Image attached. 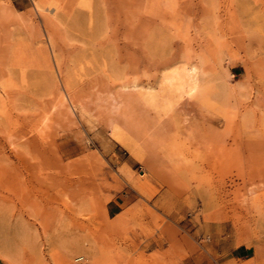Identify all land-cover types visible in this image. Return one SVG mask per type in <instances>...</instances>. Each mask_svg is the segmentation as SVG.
Listing matches in <instances>:
<instances>
[{
    "label": "rangeland",
    "instance_id": "374dc122",
    "mask_svg": "<svg viewBox=\"0 0 264 264\" xmlns=\"http://www.w3.org/2000/svg\"><path fill=\"white\" fill-rule=\"evenodd\" d=\"M185 61L216 110L120 87ZM0 84V264H264V0H0Z\"/></svg>",
    "mask_w": 264,
    "mask_h": 264
},
{
    "label": "bare ground",
    "instance_id": "6f19581e",
    "mask_svg": "<svg viewBox=\"0 0 264 264\" xmlns=\"http://www.w3.org/2000/svg\"><path fill=\"white\" fill-rule=\"evenodd\" d=\"M160 84L161 87L159 89H154L150 86L142 87L135 83L132 85L122 84L120 87L122 89L132 88L136 90L139 100L164 113L170 112L173 107L185 101L195 102L206 113L212 109L216 110L219 106L215 107L214 90L209 86L205 73L194 63L185 61L180 65L166 69L162 74ZM57 97L60 105L68 109L64 94L59 92L57 93ZM96 99L98 102L109 101V107L106 109L109 114L108 121L112 130L111 134L115 142L121 144L130 153L136 152L146 144L145 141L132 137L123 127L115 123V118L112 117V114L118 111L119 103L116 101L113 93H108L104 98L97 95ZM224 108L225 106L221 105L219 107L222 111H225ZM81 111H84L83 106L81 107ZM205 119L206 121L209 120L207 116ZM185 131L188 135L192 134L190 129H185ZM258 254L259 252L256 250L255 256L257 257Z\"/></svg>",
    "mask_w": 264,
    "mask_h": 264
},
{
    "label": "crops",
    "instance_id": "0c3cea01",
    "mask_svg": "<svg viewBox=\"0 0 264 264\" xmlns=\"http://www.w3.org/2000/svg\"><path fill=\"white\" fill-rule=\"evenodd\" d=\"M133 196H132V200L130 193H128L127 191H122L120 193H118L113 201L112 204H110L109 206V213L112 216H117L121 213L120 208L123 205L126 204H135L133 201ZM247 250L241 248V249H237L235 250V252L231 253V258L230 260H238V261H245L247 258ZM201 256L198 254L192 255L191 257H189L188 259H186V262H184L183 264H202L201 261ZM217 264V261L215 262Z\"/></svg>",
    "mask_w": 264,
    "mask_h": 264
}]
</instances>
